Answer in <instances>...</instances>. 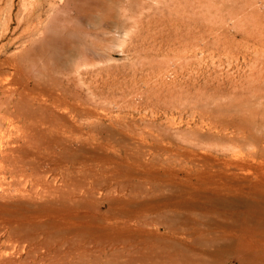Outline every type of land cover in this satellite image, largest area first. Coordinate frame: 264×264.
Instances as JSON below:
<instances>
[{
	"label": "rangeland",
	"instance_id": "rangeland-1",
	"mask_svg": "<svg viewBox=\"0 0 264 264\" xmlns=\"http://www.w3.org/2000/svg\"><path fill=\"white\" fill-rule=\"evenodd\" d=\"M2 61L0 264H264V0H0Z\"/></svg>",
	"mask_w": 264,
	"mask_h": 264
},
{
	"label": "bare ground",
	"instance_id": "bare-ground-1",
	"mask_svg": "<svg viewBox=\"0 0 264 264\" xmlns=\"http://www.w3.org/2000/svg\"><path fill=\"white\" fill-rule=\"evenodd\" d=\"M5 61H6V59H5ZM5 61L0 62V74H5L3 70H5L4 67H5L6 64L8 66L12 65V64L6 63ZM12 66H14V64ZM10 71H12V70H10ZM10 75H12V74H10ZM12 77H11V79H12ZM9 80H10L9 79V75H8L7 78L6 77L5 78H0V87H1L2 91L4 92L3 93L4 94L3 95V97H4V101H3L4 105L3 106L0 105V194L2 196H5V197H9V196L10 197H14V194H16L17 192H20V193H18L20 195V194H23L22 191H24L23 189H21V188L18 189L17 187H18V185L20 186L21 183L23 182V181L21 182L23 174L26 173V171H28L27 168H26V164L23 161V157H22V153H21L22 152V143H21V141L23 140L24 134H26V131H27L28 127H29V124L27 125V123H26L27 127L26 126H25L26 128L24 127V124L22 122L21 112H20V109H19L21 104H19L17 98H14V95H12V93H14L13 92L14 90H12L10 86L6 88V86L8 84H11ZM13 80H15V79L13 78ZM14 85H16V84H14ZM15 88H17V87H15ZM10 91L12 92L11 94L9 93ZM15 99H16V101H15ZM27 99H28V97H27ZM30 103H31V101H30ZM48 107H46L47 110L49 109ZM41 114H43V112ZM46 114H47V112H46ZM29 116H31V115H29ZM32 117L34 118L35 116H32ZM41 120H42V118H41ZM34 122H37V120L34 121ZM48 122L50 123L49 119L43 118V121H40V125H38V127H40L41 130L43 129L45 131H49L50 132V130L52 128L50 127ZM35 128L36 127H34L33 129H35ZM12 129L16 130L18 132V134L17 135H12V133H13ZM33 129H31L30 131H32ZM9 130H11V134H9ZM33 131H35V130H33ZM36 131H37V128H36ZM42 133H43V131H42ZM15 134H16V132H15ZM30 134L32 135V133H30ZM26 135L29 136V134H26ZM27 136H25V138H27ZM33 136H34V134H33ZM28 139H29V137H28ZM28 139H26V140H28ZM31 142H32V140H31ZM38 158H39V156H38ZM24 183H26V182L24 181ZM22 185L24 186L23 183H22ZM20 187H22V186H20Z\"/></svg>",
	"mask_w": 264,
	"mask_h": 264
}]
</instances>
